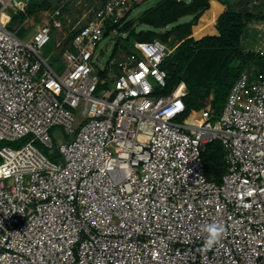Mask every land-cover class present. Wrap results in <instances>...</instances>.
<instances>
[{
  "label": "built area",
  "instance_id": "2783aa9c",
  "mask_svg": "<svg viewBox=\"0 0 264 264\" xmlns=\"http://www.w3.org/2000/svg\"><path fill=\"white\" fill-rule=\"evenodd\" d=\"M30 1L0 0V143L33 136L0 148V264H264V65L241 73L218 120L208 106L182 125L185 85L155 91L176 46L134 41L98 69V44L144 0H50L24 40ZM249 31L264 57V21ZM51 40L61 71L40 55ZM56 126L53 162L32 142L53 148ZM213 142L218 181L202 159ZM212 223L224 233L205 247Z\"/></svg>",
  "mask_w": 264,
  "mask_h": 264
},
{
  "label": "trees",
  "instance_id": "16d2710c",
  "mask_svg": "<svg viewBox=\"0 0 264 264\" xmlns=\"http://www.w3.org/2000/svg\"><path fill=\"white\" fill-rule=\"evenodd\" d=\"M39 1L40 9L30 7L33 0L29 2L26 15H36L51 6L50 0ZM256 5H259L258 2ZM130 13L119 30L134 38V41L158 39L170 44V48L175 47V44L169 38L174 36L177 41L176 47L162 64L167 72L166 87L159 94H169L183 83L187 93L183 97L185 111L181 116H193L208 106L212 116H215L218 114L219 102L226 101L231 86L241 73L252 63H256L257 68L264 65V57L255 54L247 44L249 25L264 21V12H254L252 6L246 12H239L229 0H160L155 6L143 11L137 20L129 19ZM204 13L193 35V29ZM216 16V34L208 35L214 33L212 24ZM185 17H191V20L178 23ZM23 18V14H18L14 20L21 22ZM138 26H145L146 29H138ZM168 26L172 27L163 34L154 31ZM214 143L205 146L202 159L206 177L218 181L223 174L220 165L224 163V158L222 150L212 156L207 153Z\"/></svg>",
  "mask_w": 264,
  "mask_h": 264
},
{
  "label": "rangeland",
  "instance_id": "374dc122",
  "mask_svg": "<svg viewBox=\"0 0 264 264\" xmlns=\"http://www.w3.org/2000/svg\"><path fill=\"white\" fill-rule=\"evenodd\" d=\"M19 1H23V0H19ZM93 1V0H92ZM160 0H144L142 3H140L139 5H137L136 8H134L129 16V19H133V20H137V18L141 15V13L143 11H145L148 8H151L153 6H155ZM231 6L235 9V5L237 4H242V5H247V6H252V10L254 12H264V0H229ZM254 2H258L259 5L254 4ZM30 7H35L36 9H40V1L39 0H33V2L31 3ZM206 13H204L198 20L197 26L193 29V35H194V31L195 29L198 30V25L200 24V20L201 18L205 15ZM33 18V19H32ZM31 18L33 26L29 27L28 29H21L18 33V36L24 40H28L36 25L41 24L44 21V17L41 15H33ZM216 18L214 20V23L212 24V29H214L215 23H216ZM191 20V17H185V18H181L178 23H184V22H188ZM31 23V22H30ZM172 26H168L164 29H154V31L156 33H160L163 34L166 30H169V28H171ZM8 29H13V25L9 24L8 25ZM138 29H146L145 26H138ZM117 36L115 39H112L110 35H106L104 40L98 44V47L96 49V54L99 56V59L97 60V62L100 64V67L98 68L99 70H105V67L107 65V61L110 60V58L113 56V52L115 51V48L118 47V49L115 51V53L118 52H127L130 48V45H132V43L134 42V38L132 37H128L126 33H124L123 31L117 30ZM209 35V34H208ZM207 36V35H204ZM204 36H200V37H204ZM248 36V41L247 44L250 48L252 47H256L258 44L256 42L255 36L252 34V32H250L248 30L247 33ZM169 40H174V44L175 46L177 45V41L174 39V36H171L169 38ZM140 41V40H137ZM249 42V43H248ZM55 41L51 40L45 47H43V49L40 51V55L42 58L46 59L48 61V63L51 65L52 68H54L56 71H61L63 69V64L61 63V50L57 49L55 47ZM169 48L171 47L170 44H168ZM256 63H252L250 64V66L248 67L249 71H254L257 69V65H255ZM106 88H110V84H107L106 86H104ZM155 91L157 94H159L161 92V89H159L157 86L155 87ZM225 105V101L223 102H219L218 104V114H215V116H213V120H218L221 112L223 110V106ZM74 115L76 118H79L80 116V109L73 111ZM192 116L190 115H185V116H180L179 118L176 119V122L182 124V125H186L188 124L189 120L191 119ZM77 130V128H76ZM75 130V131H76ZM50 137L53 143V148L48 149L45 148L44 146L41 145V143L37 140L32 142V145L34 147H36L40 152H42L50 161L56 162V161H63L62 156H60L57 152V148H58V143L63 142V136H64V130L63 128L56 126L51 128L50 132ZM33 139V136H27L26 138H24L23 140H19L18 142L15 143H3L1 146H7L11 149L17 150L20 147L26 145L27 143H29L31 140ZM221 150L223 151V148L221 147V145L217 142H215L214 144H212L210 146V149L208 150V154H210L211 156L214 155L216 152H221ZM1 163V161H0ZM221 169H222V173H225L227 170L226 165L222 162L220 165Z\"/></svg>",
  "mask_w": 264,
  "mask_h": 264
},
{
  "label": "clouds",
  "instance_id": "9594fccd",
  "mask_svg": "<svg viewBox=\"0 0 264 264\" xmlns=\"http://www.w3.org/2000/svg\"><path fill=\"white\" fill-rule=\"evenodd\" d=\"M203 231L207 233V236L204 241L205 247H212L220 240L221 236L224 233V228L222 225L212 223L206 225Z\"/></svg>",
  "mask_w": 264,
  "mask_h": 264
},
{
  "label": "crops",
  "instance_id": "0c3cea01",
  "mask_svg": "<svg viewBox=\"0 0 264 264\" xmlns=\"http://www.w3.org/2000/svg\"><path fill=\"white\" fill-rule=\"evenodd\" d=\"M235 9L237 10V11H239V12H246L247 10H250V7L249 6H247V5H242V4H236L235 5ZM214 33H212V34H209V35H215L216 34V30H215V27H214Z\"/></svg>",
  "mask_w": 264,
  "mask_h": 264
},
{
  "label": "water",
  "instance_id": "95a60500",
  "mask_svg": "<svg viewBox=\"0 0 264 264\" xmlns=\"http://www.w3.org/2000/svg\"><path fill=\"white\" fill-rule=\"evenodd\" d=\"M110 36H111L112 39L115 38V34H113V33H111Z\"/></svg>",
  "mask_w": 264,
  "mask_h": 264
}]
</instances>
